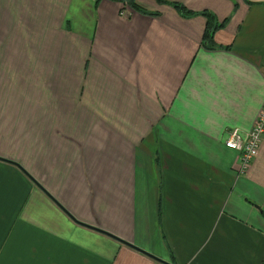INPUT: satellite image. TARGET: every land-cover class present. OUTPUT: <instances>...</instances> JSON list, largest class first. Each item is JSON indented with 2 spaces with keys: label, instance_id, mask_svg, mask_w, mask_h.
I'll list each match as a JSON object with an SVG mask.
<instances>
[{
  "label": "crops",
  "instance_id": "obj_1",
  "mask_svg": "<svg viewBox=\"0 0 264 264\" xmlns=\"http://www.w3.org/2000/svg\"><path fill=\"white\" fill-rule=\"evenodd\" d=\"M133 1L0 0V264H264V0Z\"/></svg>",
  "mask_w": 264,
  "mask_h": 264
},
{
  "label": "built area",
  "instance_id": "obj_2",
  "mask_svg": "<svg viewBox=\"0 0 264 264\" xmlns=\"http://www.w3.org/2000/svg\"><path fill=\"white\" fill-rule=\"evenodd\" d=\"M264 139V106L247 132L246 138H242L237 128L228 131L225 145L238 153L239 174H246L259 153V149Z\"/></svg>",
  "mask_w": 264,
  "mask_h": 264
},
{
  "label": "trees",
  "instance_id": "obj_3",
  "mask_svg": "<svg viewBox=\"0 0 264 264\" xmlns=\"http://www.w3.org/2000/svg\"><path fill=\"white\" fill-rule=\"evenodd\" d=\"M95 1L97 2L99 0H95ZM123 1L127 2L134 9H140L139 7H137V5L134 3L133 0H123ZM159 1H162V0H159ZM173 5L175 8L178 9V11L183 16H191V15L196 14L186 9L182 4L174 3ZM200 13L206 17V21H207L205 31L203 34V38H202V45H204L206 48H214L216 47V45L213 42V35L216 30H218L220 27L223 26V22L219 23L215 19L214 15L210 12L202 11Z\"/></svg>",
  "mask_w": 264,
  "mask_h": 264
},
{
  "label": "water",
  "instance_id": "obj_4",
  "mask_svg": "<svg viewBox=\"0 0 264 264\" xmlns=\"http://www.w3.org/2000/svg\"><path fill=\"white\" fill-rule=\"evenodd\" d=\"M113 237V236H112ZM114 238H116V237H114ZM117 240H119V241H121V242H124V241H122V240H120V239H118V238H116ZM141 251V250H140ZM142 252V251H141ZM143 253H145V252H143Z\"/></svg>",
  "mask_w": 264,
  "mask_h": 264
}]
</instances>
